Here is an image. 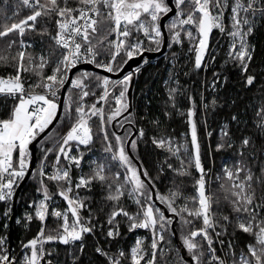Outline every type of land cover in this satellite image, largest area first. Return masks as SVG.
<instances>
[{
  "label": "snow or ice",
  "instance_id": "snow-or-ice-1",
  "mask_svg": "<svg viewBox=\"0 0 264 264\" xmlns=\"http://www.w3.org/2000/svg\"><path fill=\"white\" fill-rule=\"evenodd\" d=\"M21 2L32 9L31 14L10 26L5 24L0 30V38L12 32L19 35V40H10L6 45L11 49L13 44H18L16 54L0 55V63L9 65L11 61L9 66L14 69V73L0 75V94L13 101L7 115L0 117V202L8 204L16 196L19 182L30 174L38 182L36 192L41 198L29 201L28 207L33 211L25 212L23 220L27 227L35 218L40 221V227L33 238L22 242L19 257L6 246V237H0V264H42L46 256L52 255V250L46 251L44 247L47 242L58 241L64 245L79 242V251L82 252L84 235L95 236L97 228L110 249L111 240L121 235L120 220L117 219L120 216L126 218L129 232L144 229L150 233L151 253L144 247L148 237H138L128 256L122 247L110 252L98 243L95 252L105 258V264H122L125 259L130 260V264H141V261L156 264L158 249L163 252L160 242L165 241V233L171 231L176 216L180 218V238L186 250V255L179 257L180 264H264V159L260 158L264 152L258 153L254 149L252 138L245 135L237 143L227 125L220 128L216 151L235 148L234 155L238 158L231 165L228 160H222L221 171L216 174L215 180L223 192L222 199L229 204L235 216L222 211L213 212V204L219 206L221 197L207 190L212 178L201 158L194 118L197 100L189 94L187 99L191 106L187 108L186 115L190 140L178 141L165 134L153 136L152 143L179 161V168H173L168 163V157L165 158L164 163L174 172L191 175L190 170L194 167L199 173L194 181L195 194L183 196L179 190L171 189L168 194H160L155 187V178L149 175L143 162L139 165L133 162L134 158L128 150L129 146L131 150L137 148V139L130 138L136 121L133 112L129 111L131 104L127 95L134 75L140 73L148 62L147 58H143L133 71L116 79L78 67L94 65L105 73H122L129 60L142 56L146 50H160L165 42L161 21L166 17L168 22L164 27L168 29L171 40L168 47L182 45L183 34L189 42V52H194L192 66L195 70L207 67L205 56L208 55L209 36L213 30L226 33L230 37L226 62L231 60L236 63L245 74V85L251 86L256 76L248 74L254 52L248 36L253 33L258 21H264V0H75L72 5L69 0ZM226 13L228 25L225 24ZM41 17L54 21V35L47 27L40 32L49 34L55 47L48 54L34 55L26 50L32 45L24 36L26 29H36ZM173 57L175 59V53ZM211 59L214 61L215 57ZM47 67H51L50 74L45 73ZM22 73H31L36 79L28 82L31 76L26 79ZM175 75V72L170 73V76ZM213 76L211 87L215 90L219 75L213 73ZM174 83L175 87L167 88L172 108L176 107V96L184 94L178 77ZM89 97L91 101L87 99ZM200 104L207 113L210 107L215 109L217 98L213 97L206 103L201 95ZM165 115L170 113L165 111ZM93 118L99 121L95 134ZM237 120L238 116L233 114L231 121ZM54 121L66 124L67 131L54 140L52 147L44 148L43 143L50 137V132L46 133V130ZM151 122L159 124L156 119ZM204 123L207 124L206 119ZM253 123L258 134L264 137V103L256 109ZM125 125L128 127L125 128ZM117 129H124V134L121 135ZM42 133L45 134L43 137ZM95 135L102 137L105 145L103 152L107 155L91 160V172L85 174L81 165L85 151L81 146L90 150ZM135 135L143 138L144 128L140 127ZM38 137H41L43 159L40 166L29 173L33 155L30 145ZM250 145L253 150L248 153L246 161L244 157ZM50 153L54 159L48 165L45 162ZM49 167L50 170L46 171ZM113 167L122 168L123 172H113ZM254 167L259 169V175L254 172ZM73 168L79 170L75 177ZM163 171L160 167L159 172ZM46 181L55 185V192L50 191ZM94 181L106 186V199L113 202L106 214V222L94 221L92 209L86 203L88 198L82 197L79 192L81 188H90ZM154 193L156 199L167 204V211L173 214L172 217L156 206ZM125 194L136 204L135 212H129L120 203ZM57 195L66 202L67 207L63 210L50 207ZM178 198L184 200L179 206L176 205ZM85 208L89 211L87 217L81 214ZM11 210V205H8L4 215L7 217ZM49 216L60 223L46 234L45 222ZM196 220H202L200 227L195 226ZM16 222L21 223V219L16 218ZM233 223L234 232L229 233L228 227ZM235 230L253 237L239 251L234 238ZM223 236L229 239L226 241ZM214 242L220 245L219 252L222 254H218ZM46 264L53 262L47 260Z\"/></svg>",
  "mask_w": 264,
  "mask_h": 264
},
{
  "label": "trees",
  "instance_id": "trees-1",
  "mask_svg": "<svg viewBox=\"0 0 264 264\" xmlns=\"http://www.w3.org/2000/svg\"><path fill=\"white\" fill-rule=\"evenodd\" d=\"M74 2L75 0H69L70 5L74 4ZM31 11L32 9L24 6L21 0H7V4H5V0H0V30H3L5 24L10 26L12 23L18 22L20 19L30 15ZM225 15L226 25H228L227 13ZM44 27L48 28L51 35L55 34L54 21H50L46 17L38 18L35 30L26 29L24 39L32 45L26 50L32 52L34 55L40 53L48 54L52 52L55 47L49 34H41L40 29ZM13 39L19 40L18 33L12 32L9 33L7 37L0 38V55L13 56L16 54L19 50L18 44H13L11 49H8L6 46L8 41ZM182 41V45L173 44L171 48L168 47L166 53L162 56L147 58L148 62L143 65L140 73L135 75L132 97V112L136 121L134 128L138 130L140 127H143L145 135L143 138L134 137L137 139V148L132 150L134 154L133 162L135 164H137L136 161H139V163L143 162V167L147 169L150 176L155 178V187L160 194H168L170 189L179 190L183 196L195 194L194 181L199 177V173L194 167L190 170L191 175H180L174 172L164 163L165 158L168 157V163H171L173 168H179V161L176 160L175 157L169 156L164 149L158 148L152 143L153 136L159 137L165 134L175 137L178 141H183L185 138L190 140V129L186 112L187 108L191 106L187 96L189 94L192 95L197 100V112L194 118L197 121L198 139L201 145V158L205 169L210 170L208 175L212 178L207 186V190L221 197L220 205L217 206L214 203L212 211L217 213L222 211L234 217L235 214L231 212L229 204L222 199L223 192L219 188V183L216 182L215 177L216 174L221 171L222 160H228V163L231 165L238 157L234 155L235 148L216 151L215 145L219 137L220 128L227 125L232 138L236 140L237 143H239L243 136L247 135L252 138L254 149L258 153L264 152V137L258 134L253 123L256 109L261 103H264V21H258L253 33L248 36L250 45L254 46V52L252 53L253 59L249 63L248 74L256 76V80L251 86L245 85V74L241 72L236 63L231 60H227L226 62L230 43V37H228L226 33H220L219 30H214L210 39L208 55L205 56L207 67H202L200 70H195L192 66L194 62V52H189V42L183 34ZM169 43H171L170 37ZM174 53L175 59L173 57ZM212 56L215 57L214 61L211 59ZM10 63L11 61H9V65ZM9 65L0 63V75L14 73V69ZM172 72H175L177 75L170 76ZM45 73L50 74L51 67H47ZM184 73H188V75H184ZM213 73H218L219 75L215 90L211 87L214 79ZM100 74L104 75L102 73ZM25 75L26 77H24L26 79L31 76V80L28 82H32L36 79L31 73H25ZM177 77L181 86H183L184 94L176 96V107L172 108L168 100L167 88L176 86L174 81ZM165 81H168L167 85ZM97 94H99V90H97ZM201 95H203L204 102L206 103L211 101L213 97L217 98V105L214 110L210 107L207 113H205V110L200 104ZM87 99L91 101L92 98L89 97ZM12 103L13 101L7 99L4 95L0 97V117L7 115ZM165 111L169 112L170 115L166 116ZM233 114L238 116L237 121H231V116ZM141 117H144V119H141ZM153 119L158 120L159 124L154 125L151 122ZM205 119L207 120V124L204 123ZM93 122L95 125L93 132L95 134L98 132L99 121L93 118ZM67 128L68 126L66 124L60 125L57 123L50 131V137L43 143V147H52L54 140L58 138V136H63ZM109 130L111 132V128ZM209 132L212 133L211 136L208 135ZM104 146L102 137L99 135L94 136V141L90 146V150H85L84 146H81V149L85 151L84 159L81 162L83 173L88 174L91 172L89 166L91 160L97 158L102 159L107 155L103 152ZM41 147V143L39 142L37 148L38 161L35 169L40 166V161L43 159ZM252 150L253 148L250 145L245 153L244 158L246 161L248 153ZM260 158L264 159V156ZM53 159L54 155L50 153L45 163L50 165ZM160 167H163V172H159ZM117 170L123 172L122 168L117 169L113 167V172ZM78 172L79 170L73 168L74 177ZM254 172L256 175H259L258 168L254 167ZM241 176H243V173ZM47 183L49 184L50 191L55 192V185L52 182ZM37 187V180L33 179L31 176L23 187L18 199V214L16 218H20L21 223H17L15 219L14 246L12 249L13 255L17 257L22 253V242H26L28 239L33 238L39 231L40 221L34 218L27 224V227H25L23 220L25 212L33 211V209L28 207L29 201L41 198L40 194L36 192ZM79 192L82 197L86 196L88 198L86 203H88L89 208L92 209L94 221L106 222V214L110 211L113 203L106 199V186L98 181H94L90 188H81ZM257 195H259V190ZM120 203L129 212H135L137 210L136 204L127 197V194L121 197ZM183 203L184 200L182 198H178L176 201L177 206ZM12 204L13 199L9 201L8 204L0 202V237H6V246L8 248L10 246L9 219L13 210ZM164 204L167 207V204ZM8 205H11L12 210L6 217L4 212ZM52 206L58 207L61 210L67 207L66 202L58 195L55 196L50 203V207ZM156 206L159 207L157 204ZM81 214L87 217L89 215L88 208L82 209ZM217 218H219V215ZM117 219L120 220L121 235L116 237L115 240H111L110 249H108V245L100 236V229L97 228L95 236L92 234L84 235V248L82 252L79 251V242L75 245H64L58 241L47 242L44 247L46 251L52 250V255L46 256L45 258L52 260L56 264H74V258L75 264H105V258L95 252V247L98 243L110 252H115L117 248L122 247L125 250L126 256H128L130 248L134 246L138 237H148L144 242V247L151 253L149 247L151 238L150 233L144 229H136L129 232L126 218L120 216L117 217ZM45 223L47 234L48 230L56 229L60 221L49 216ZM194 224L196 227H200L202 225V220H196ZM177 230L179 234L178 240H181L180 225ZM173 232L171 225V231L165 233V241L160 242V248L163 249V252L158 249L156 264H180L179 257L183 254L180 243ZM228 232H234V223L232 226L228 227ZM212 234L214 235V233ZM234 238L238 242L237 251H239V248L243 247L246 242L253 240L252 236L239 230H235ZM197 239H199V237H197ZM222 239L227 241L229 237L223 236ZM214 247L217 248L218 254H222L219 252L220 245L218 243L214 242ZM122 264H130V260L125 259L122 261ZM141 264H144V261H141Z\"/></svg>",
  "mask_w": 264,
  "mask_h": 264
},
{
  "label": "water",
  "instance_id": "water-1",
  "mask_svg": "<svg viewBox=\"0 0 264 264\" xmlns=\"http://www.w3.org/2000/svg\"><path fill=\"white\" fill-rule=\"evenodd\" d=\"M167 21L168 20H167L166 17L165 18H162V21H161V23H162V31L164 32V35H165V42L161 46L160 50L159 51H149V50H146L142 54V56H136L133 59L129 60L128 64L125 65L122 73H117V74L105 73L103 69H96L94 65H80L78 67L79 68H86L87 70L98 71V72H100V73H102L104 75L105 74L110 75L113 79L119 78L121 75L126 74L129 71H133L138 64H141L142 63L143 58H157V57L162 56L163 54L166 53V51L168 49V44H169V34H168L167 28L164 27V25L167 23ZM214 30H213V32H214ZM212 33L209 36V46H210V39H211ZM208 49H209V47H208ZM134 82H135V75L133 77L132 84H131V87L129 89L128 95H127L128 98H129V103L131 104V107L129 108V111L130 112L133 111V98L132 97H133ZM56 124H57V122L54 121L53 124L49 126V129L46 130V133H49L55 127ZM136 131H138V130H136L134 128V130H133V136L130 137V138H134L136 136L135 135ZM120 132H121V134H123L124 129H121ZM44 135L45 134L42 133L41 134V137H43ZM41 137H38L37 138V141H34L33 144L30 145V149H31L33 155H32V160H31V163H30L29 173H31V171L34 170L35 167H36V165H37V161H38V150H37V148H38V143L41 140ZM128 150L130 152V155L132 157H134V154H133L132 150L130 149V146H129ZM136 162H137L138 165L140 164L139 161H136ZM30 177H31L30 174L29 175H26L25 178L22 181L19 182V186L16 189V196L13 198V204H12V209L13 210H12V213H11V216H10V219H9V225H10V235H9L10 246H9V248L11 250L13 249V246H14V223H15L16 216L18 214V199H19V196H20V193H21L23 187L28 182V180H29ZM153 199H154L155 203L157 205H159V207L161 208V210L162 211H165V214L166 215L169 214L170 217L173 216L172 213H170V212L167 211V207L165 206V204L162 203L160 200L156 199V194L155 193L153 194ZM174 220L175 221L179 220V217L178 216L174 217ZM172 228H173V231L175 232L176 239L178 240V235H179L178 234V230H177V228L175 227L174 224L172 225ZM178 241L180 243V247H181L182 254L183 255H186V250L182 246V241L181 240H178ZM47 260L48 259L45 258L44 261H42V264H46V261ZM53 264H55V263L53 262Z\"/></svg>",
  "mask_w": 264,
  "mask_h": 264
},
{
  "label": "rangeland",
  "instance_id": "rangeland-1",
  "mask_svg": "<svg viewBox=\"0 0 264 264\" xmlns=\"http://www.w3.org/2000/svg\"><path fill=\"white\" fill-rule=\"evenodd\" d=\"M225 24H226V15H225ZM22 75L26 77L25 73H22ZM37 91H41V90H37ZM127 99H128V101H129L128 96H127ZM127 127H128V126L125 125V128H127ZM120 130H121V129H117V131H119V133L121 134ZM123 134H124V132H123ZM57 208H58V207H57ZM172 224H174L175 227L178 228V226L180 225V220H177V221L173 220V223H172Z\"/></svg>",
  "mask_w": 264,
  "mask_h": 264
},
{
  "label": "built area",
  "instance_id": "built-area-1",
  "mask_svg": "<svg viewBox=\"0 0 264 264\" xmlns=\"http://www.w3.org/2000/svg\"><path fill=\"white\" fill-rule=\"evenodd\" d=\"M1 95H3V94H0V96H1ZM49 170H50V167L48 168V170H47V171H49Z\"/></svg>",
  "mask_w": 264,
  "mask_h": 264
},
{
  "label": "flooded vegetation",
  "instance_id": "flooded-vegetation-1",
  "mask_svg": "<svg viewBox=\"0 0 264 264\" xmlns=\"http://www.w3.org/2000/svg\"><path fill=\"white\" fill-rule=\"evenodd\" d=\"M169 217H170V215L169 214H167ZM171 225H173V224H171Z\"/></svg>",
  "mask_w": 264,
  "mask_h": 264
}]
</instances>
